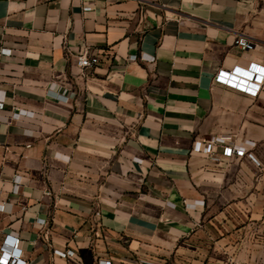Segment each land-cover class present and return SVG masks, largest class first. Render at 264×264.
I'll use <instances>...</instances> for the list:
<instances>
[{
	"label": "crops",
	"instance_id": "obj_1",
	"mask_svg": "<svg viewBox=\"0 0 264 264\" xmlns=\"http://www.w3.org/2000/svg\"><path fill=\"white\" fill-rule=\"evenodd\" d=\"M253 62L264 0H0V244L30 264H262L264 84L215 80ZM216 138L258 162L195 149Z\"/></svg>",
	"mask_w": 264,
	"mask_h": 264
},
{
	"label": "built area",
	"instance_id": "obj_2",
	"mask_svg": "<svg viewBox=\"0 0 264 264\" xmlns=\"http://www.w3.org/2000/svg\"><path fill=\"white\" fill-rule=\"evenodd\" d=\"M236 44L242 49H251L254 43L245 36H239L235 40ZM78 65L81 70L85 68L97 67L101 63V57L98 53L92 52L86 46L78 52ZM257 73V74H256ZM257 77L254 79L253 76ZM216 82L224 84L228 87L244 92L250 96L256 97L259 95L264 84V66L251 63L248 68L237 66L233 70H219L215 76ZM255 143L252 142V146ZM221 147V152L226 157H245L248 156L254 162H258L254 154L249 151L244 145H229L221 138H216L208 141H196L195 149L202 152L214 153L217 152V147ZM21 238L17 235L6 233L2 243L0 244V264H30L24 256L23 248L21 247ZM62 257L73 256L76 260L81 261L82 257L77 253L67 251H57ZM101 264V262H100ZM104 264H112L111 260H105ZM264 264V261L263 263Z\"/></svg>",
	"mask_w": 264,
	"mask_h": 264
},
{
	"label": "clouds",
	"instance_id": "obj_3",
	"mask_svg": "<svg viewBox=\"0 0 264 264\" xmlns=\"http://www.w3.org/2000/svg\"><path fill=\"white\" fill-rule=\"evenodd\" d=\"M256 77H257L256 75L253 76L254 79H255Z\"/></svg>",
	"mask_w": 264,
	"mask_h": 264
}]
</instances>
